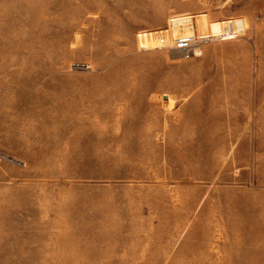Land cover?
<instances>
[{
	"label": "rangeland",
	"instance_id": "374dc122",
	"mask_svg": "<svg viewBox=\"0 0 264 264\" xmlns=\"http://www.w3.org/2000/svg\"><path fill=\"white\" fill-rule=\"evenodd\" d=\"M234 19L202 57L168 48ZM20 92L0 264H264V0H0Z\"/></svg>",
	"mask_w": 264,
	"mask_h": 264
},
{
	"label": "crops",
	"instance_id": "0c3cea01",
	"mask_svg": "<svg viewBox=\"0 0 264 264\" xmlns=\"http://www.w3.org/2000/svg\"><path fill=\"white\" fill-rule=\"evenodd\" d=\"M29 95V93L27 94L21 92L8 95L0 93V150L8 153L10 156L16 157V160L24 164L25 162L29 163L28 151L31 150V146H27V142L30 141L29 139L31 136L22 131H16L15 129L10 130L8 124L11 122L10 125L16 127V123L20 122L21 120L20 118H17V116H15L16 111L13 107H11V105L13 106L15 103L16 107L17 105H20V101H22L26 103L24 106H27L28 102L29 104L31 102V96ZM44 101H47V99ZM34 105L36 107H46L48 104L46 102L44 104H41L37 101H34ZM30 106L31 104L28 106V108H31ZM9 108H12L13 110ZM12 117L13 119H11ZM17 120L19 121L17 122ZM7 170L12 169L10 168V166H7ZM4 176L5 174L2 173L0 166V179L4 178Z\"/></svg>",
	"mask_w": 264,
	"mask_h": 264
},
{
	"label": "built area",
	"instance_id": "2783aa9c",
	"mask_svg": "<svg viewBox=\"0 0 264 264\" xmlns=\"http://www.w3.org/2000/svg\"><path fill=\"white\" fill-rule=\"evenodd\" d=\"M245 31L246 27L243 20L234 19L228 21L218 34H199L198 32H194L192 34L177 36L171 42H168L171 43L168 48L174 53L180 54L183 59L199 58L203 55V46L205 44L241 38L245 34ZM164 41V39L161 40V45L167 43Z\"/></svg>",
	"mask_w": 264,
	"mask_h": 264
},
{
	"label": "bare ground",
	"instance_id": "6f19581e",
	"mask_svg": "<svg viewBox=\"0 0 264 264\" xmlns=\"http://www.w3.org/2000/svg\"><path fill=\"white\" fill-rule=\"evenodd\" d=\"M191 19L190 18H174V19H172V25H182V24H184V23H186V22H189ZM211 29H212V33H214V34H218L220 31H222V29H221V25L220 24H218V23H215V24H211ZM146 36H148V35H146ZM145 43H147V41L145 42H143L142 41V47L143 46H147L148 44H145ZM151 46V45H150ZM145 48V47H144Z\"/></svg>",
	"mask_w": 264,
	"mask_h": 264
}]
</instances>
